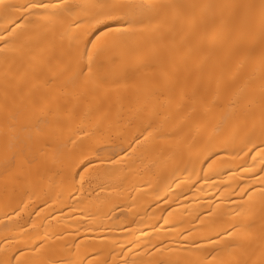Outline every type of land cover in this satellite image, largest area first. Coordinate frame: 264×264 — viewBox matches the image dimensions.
Here are the masks:
<instances>
[{
    "label": "bare ground",
    "instance_id": "1",
    "mask_svg": "<svg viewBox=\"0 0 264 264\" xmlns=\"http://www.w3.org/2000/svg\"><path fill=\"white\" fill-rule=\"evenodd\" d=\"M0 264H264V0H0Z\"/></svg>",
    "mask_w": 264,
    "mask_h": 264
},
{
    "label": "snow or ice",
    "instance_id": "2",
    "mask_svg": "<svg viewBox=\"0 0 264 264\" xmlns=\"http://www.w3.org/2000/svg\"><path fill=\"white\" fill-rule=\"evenodd\" d=\"M35 6H36V7H44V8L48 7L47 5H45V4H43V3H38V4H36Z\"/></svg>",
    "mask_w": 264,
    "mask_h": 264
}]
</instances>
